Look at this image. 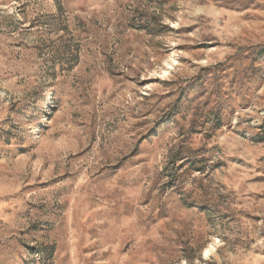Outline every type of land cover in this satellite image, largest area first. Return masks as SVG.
<instances>
[{"label":"rangeland","instance_id":"obj_1","mask_svg":"<svg viewBox=\"0 0 264 264\" xmlns=\"http://www.w3.org/2000/svg\"><path fill=\"white\" fill-rule=\"evenodd\" d=\"M0 264H264V0H0Z\"/></svg>","mask_w":264,"mask_h":264}]
</instances>
